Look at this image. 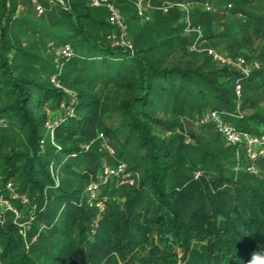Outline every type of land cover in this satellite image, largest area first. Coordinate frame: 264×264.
<instances>
[{
  "label": "trees",
  "instance_id": "obj_1",
  "mask_svg": "<svg viewBox=\"0 0 264 264\" xmlns=\"http://www.w3.org/2000/svg\"><path fill=\"white\" fill-rule=\"evenodd\" d=\"M125 1L117 0L126 15ZM226 1L234 4L233 14L239 12L245 19L222 26L217 35L207 28L204 38L243 37L249 31L260 35L264 19L242 9L253 0ZM49 3L41 16L31 5L32 14L42 19L36 25H28L26 9L16 15L18 0H0V121L7 124L0 128L1 184L12 182L20 193L28 195L38 207V222L43 224L35 242L26 249L8 218L0 227V264H248L253 253L264 254V160L256 164L260 177L244 170L247 164L242 156L235 172V149L229 147L234 150L227 160L232 167L227 171L229 175L216 167L218 173L210 185L204 182L203 188L196 189L198 180L193 175L203 169L209 154L202 151L199 161H187L182 155L183 137L170 132L175 123L159 119L155 112L164 103L174 114L184 110L201 114L217 111L241 121H253L247 129L255 123L264 127V117L242 115L254 103L248 93L264 86V71L260 72V68L248 78H241L222 66L211 72L163 66L161 59L153 55L174 47L183 37L182 26L176 21L181 16L177 8L167 14L158 11L152 22H142L131 6L132 25L127 27L128 31L131 29L134 51L129 52L109 46L106 37L112 29L107 19L93 11L89 0ZM43 15L45 23H41ZM210 18L207 15L203 22L195 18L193 25L209 24ZM136 20L146 27H135ZM46 29L52 32L51 36L60 32L62 37L77 42L74 48L69 43L50 40L55 48L65 44L73 48V59L64 67L74 74L60 77L61 85L76 97L73 116L59 109L66 94L49 81L53 60L37 57L18 39L20 34H38ZM186 38L182 40L189 43L190 38ZM35 63L40 65L39 72L33 71ZM237 80L242 87L239 114L234 91ZM244 81L248 83L245 90ZM85 83L103 84L104 88L124 86L128 97L117 106V125L104 123L101 95L86 93L82 86ZM46 110H51L53 117L57 113L64 117L55 127L52 141L46 136ZM8 128L13 135L2 132ZM157 128L163 135L157 133ZM165 132L171 135L163 137ZM21 134L23 148L4 153L5 147L14 144ZM98 134L110 142L123 135L124 144L117 159H131V155H126L128 145L133 155L142 153L144 166L140 187L133 190L134 196L127 199L124 211L109 199L98 230L89 240L95 210L79 202L89 175L99 171L106 153L99 152L97 146L87 152L81 147ZM140 163L128 169L136 171ZM50 164L63 172L57 186L49 172ZM251 177H255L254 184ZM74 179L86 183H75ZM209 187L220 191L218 196ZM144 188H148V195H143ZM117 190L108 186L102 193L113 196ZM44 202L45 209L40 211ZM36 249V258L42 257L45 263L30 257Z\"/></svg>",
  "mask_w": 264,
  "mask_h": 264
},
{
  "label": "rangeland",
  "instance_id": "obj_2",
  "mask_svg": "<svg viewBox=\"0 0 264 264\" xmlns=\"http://www.w3.org/2000/svg\"><path fill=\"white\" fill-rule=\"evenodd\" d=\"M38 3L42 6L43 9H45V5H49V0H43L39 1ZM111 2L116 6L120 14L125 19L126 24L132 25L130 23V18L133 15V3L131 0H126L127 2V8L126 5H123L124 8L128 11L125 15L124 12H122V8L119 7L117 0H111ZM164 2H168L165 0H152L151 1V7L148 9V16L150 18V22L155 18L157 15V7L163 4ZM182 3L190 4L191 8L188 13L189 21L193 25V19H202V22L205 20L207 15H210L212 18H210V23H205L204 26L201 25H195L196 27L200 28V31L202 32V36L205 35L207 28H210V31L214 35H217L218 31L221 30L222 26H228L233 24L235 21L243 20L245 19L244 16H242L239 12L237 14H233L234 10V4L228 5L226 0H181ZM207 2L209 7L208 10H205L202 7V3ZM160 4V5H158ZM22 5L24 6V9L27 10V23L28 25H36L39 23V21L42 18H38L32 14V8L30 0H25L22 2ZM131 7V8H130ZM245 12L252 13L255 16H258L262 19H264V0H253V2L249 5H245L242 8ZM25 10V11H26ZM135 10V9H134ZM94 12L98 13L101 19H104L106 21L107 14L104 8H98L93 10ZM176 11H179L181 16L178 17L177 24L180 26H185L184 18L185 13L179 9H176ZM174 14V13H173ZM43 20L41 23H45L44 21V15L42 16ZM255 22V21H254ZM135 27L143 29L145 28L146 24H143L140 20H136L134 23ZM264 25V23H263ZM46 26V24L44 25ZM194 26V25H193ZM131 31V29L129 30ZM128 31V39L131 41L132 38ZM52 32L48 29L39 32L38 34H33L28 32L26 35L20 34L18 36L19 42L23 47L26 49H32V52L36 54L37 57H41L44 60H53L52 56V50L49 48V44L51 43V39L53 38L56 42H60V44L66 42L71 44L74 48L77 46V42L71 38H65L62 37L60 32H57L51 36ZM182 38L179 40L177 45L171 48H167L164 52H160L157 54H154L153 57L156 59H161V63L165 67H179L182 69H198L200 71L205 72H211L215 71L221 68V66L215 62H213L206 54L207 49L214 50L215 52L219 53L220 55L230 58V59H237L242 58L246 61V63H257L260 66V72L264 71V27L260 33V35L253 34L251 31H249L245 36H236L234 38L224 39L220 37H212L210 39H205V42L199 41L197 39V34L191 33L189 37L185 36L182 32ZM190 38V42L187 43L186 41H183L182 39H185V37ZM186 38V39H187ZM52 56V57H51ZM66 66V64H65ZM24 68L28 69L29 65H24ZM33 71H40V65L37 63L34 64ZM54 72V68H53ZM74 73L70 71H66L65 67L62 70L61 76L64 75L67 77H71ZM258 81L257 83H259ZM260 85V84H258ZM86 93L93 92L96 96L101 95V100L103 101V110L106 115L104 118V123L110 127H113L114 125L118 124V112H117V106L118 104L126 99L128 97V92L124 88V86L119 85H108L105 88L103 87V84H94V85H88L87 83L82 85ZM243 90H245L248 87V83L246 81L242 84ZM256 87V86H255ZM71 92L72 90H69ZM242 94V90H241ZM249 100L254 102L251 107H247L242 115L249 116L251 114H258L259 116L264 117V86L252 90V92L248 93ZM241 102V99H240ZM240 107V106H239ZM48 108V107H47ZM52 112L51 110H47ZM156 116L159 119H162L163 121L175 123V127L171 129V133H173V136H182L183 137V144L184 148L182 150V155H184V158L189 161L192 160L193 162H197L202 158V151L206 152L208 155L206 159V163L203 167V169L199 172V176L197 179H195L194 175L193 178L195 180H198V184L196 186V189H201L204 187V182L210 185L211 180H213L216 177V174L218 173L216 167H219L223 173L227 176L229 175L227 171L232 170L231 163L227 162V160L231 157V152L234 150L228 149L229 147L224 142V140L221 138V136L213 129L211 128H196L193 126L191 120L193 114L199 115L201 113L199 112H193L189 113L188 111L184 110L183 112L179 111V114H174L173 110L165 106L164 103H160L158 107L156 108ZM202 113H204L202 111ZM242 113V112H241ZM241 115V114H240ZM176 118V119H175ZM224 120L228 121L233 127L236 129H241L242 131L251 133V134H257L258 130L261 128L260 123H255V125L251 128L247 129L248 124H253V121H241L240 118L234 117L232 115L225 116ZM252 122V123H251ZM6 121H0V128L6 127ZM179 125V127H178ZM1 130V129H0ZM12 129L8 128L2 132L7 133L8 135H13ZM157 133H161L163 135V131H161L159 128L156 129ZM175 134V135H174ZM99 135V134H98ZM96 135L94 138H92L91 141L95 140ZM164 137V136H163ZM23 138L24 135L21 134L20 136H16L14 144L11 146H6L4 149V153H8L10 150H17L20 148H23ZM106 145L114 152L113 157H109L106 154L104 157L107 159L108 164H115L117 161L124 162L128 167H133L136 163H140V168L136 171H131L132 173L136 174L135 178V185L132 187H124L121 189V187L117 188L118 190L113 196L106 195L108 199H113L116 201L117 204L116 207L119 208L120 211H124V204L126 203L127 199H130L134 196L133 190H137L140 186V181L142 178V170L144 164L142 163V153L133 155L132 150L130 146L127 145L126 149V155H131V159L128 160H119L117 159V153L120 151L122 144H124V136L119 135L117 140L115 141H108L104 137ZM189 141L186 143V141ZM99 143L95 142L91 147L97 146L99 148ZM89 149V150H90ZM236 153V151H234ZM210 158V159H209ZM59 159L55 163L58 162ZM98 173V171H97ZM258 174V173H257ZM1 175V171H0ZM261 174H258L257 177H260ZM2 177V175H1ZM63 177V172L59 170V176L58 181H61ZM256 177V178H257ZM253 179L255 177H251V181L253 182ZM74 182L81 183L82 185H85L86 182L78 179H74ZM113 186V185H112ZM113 188H115L113 186ZM211 191L213 188L209 187ZM215 191V190H213ZM143 195H148V188L143 189ZM218 193L220 191H215V195L218 196ZM142 195V196H143ZM141 196V197H142ZM222 201V197H217ZM59 214V213H58ZM43 224L38 222L37 218H35V221L32 223V227L29 231V234L31 237L37 236L41 233L43 230L42 227ZM32 232V234H31ZM39 232V234H38ZM29 236V239L31 238ZM89 240H92L94 236H88ZM30 249V248H28ZM21 251V250H20ZM19 251V253H20ZM37 253L39 254L38 250L31 251L30 257L39 263H45V261L40 258H36Z\"/></svg>",
  "mask_w": 264,
  "mask_h": 264
},
{
  "label": "built area",
  "instance_id": "obj_3",
  "mask_svg": "<svg viewBox=\"0 0 264 264\" xmlns=\"http://www.w3.org/2000/svg\"><path fill=\"white\" fill-rule=\"evenodd\" d=\"M22 1L18 0L19 4L16 9V15L24 10ZM135 9L136 16L142 22L150 20L148 16V9L151 7L152 0H131ZM31 5L37 16L43 14V8L37 0H30ZM61 5L64 3L58 1ZM91 8L98 9L104 8L107 13V23L112 31L107 35L106 40L109 46L113 49H124L129 52L134 51L132 42L128 39V27L125 19L120 14L116 6L111 0H89ZM190 4L187 3H172L164 2L157 7V11L162 14H167L170 10L177 8L185 13V26L182 32L185 36L189 37L191 33L197 34V39L205 42L204 36L199 27L193 26L188 17L190 11ZM202 7L208 10V3H202ZM52 50L54 59V72L49 77L50 83L54 88L62 90L66 94V99L60 104L59 109L64 110L66 115L73 116L72 106L76 102V97L72 92L65 89L60 82V77L65 64L73 59V48L69 44L62 45L55 48L53 44H49ZM207 56L215 63L222 67H226L230 71L236 72L241 78H248L253 72L258 71L260 66L257 63L248 65L242 58L230 59L226 58L214 50L207 49ZM241 83L237 80L235 83V96L237 98L236 111L239 114V106L241 99ZM65 103H68L67 105ZM53 112L46 110L47 120L45 123L46 136L53 140L55 127L63 121V116L57 113L55 117L52 116ZM226 115V114H225ZM225 115L217 111H207L192 117V124L196 128L211 127L215 130L228 147L235 149L237 166L234 171L239 170V163L241 156L246 162L244 170L250 175L257 174L256 164L264 160V127H261L257 134H251L233 127L228 121L224 120ZM227 116V115H226ZM240 117V116H239ZM170 132H165L164 137L170 136ZM99 143V152L106 153L109 157L114 156V152L106 145L103 134H99L95 140L90 141L88 144L83 145L81 150L87 152L90 147L95 143ZM189 142L188 140L186 143ZM43 142H41L42 144ZM50 175L58 185L59 167L54 164L49 166ZM199 173H195L194 177L197 179ZM136 174L132 173L124 162H116L111 165L107 163V159L102 157L100 160V168L98 173L90 174L88 184L84 187L80 197V205H85L88 208L95 210V217L90 225V236H94L98 230L99 224L105 213L108 198L102 193L103 189L108 186L119 187H132L135 185ZM46 203L39 209L43 211ZM38 207L34 204L28 195L20 193L12 182L1 184L0 175V227H3L8 218H10L13 227L16 229L18 236L24 243L26 249L29 244L35 242L37 236L29 239V231L32 223L35 221Z\"/></svg>",
  "mask_w": 264,
  "mask_h": 264
},
{
  "label": "clouds",
  "instance_id": "obj_4",
  "mask_svg": "<svg viewBox=\"0 0 264 264\" xmlns=\"http://www.w3.org/2000/svg\"><path fill=\"white\" fill-rule=\"evenodd\" d=\"M248 264H264V254L253 253Z\"/></svg>",
  "mask_w": 264,
  "mask_h": 264
}]
</instances>
